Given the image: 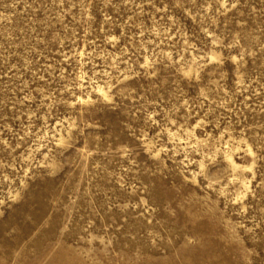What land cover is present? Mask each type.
Wrapping results in <instances>:
<instances>
[{
  "label": "rangeland",
  "instance_id": "rangeland-1",
  "mask_svg": "<svg viewBox=\"0 0 264 264\" xmlns=\"http://www.w3.org/2000/svg\"><path fill=\"white\" fill-rule=\"evenodd\" d=\"M0 264H264V0H0Z\"/></svg>",
  "mask_w": 264,
  "mask_h": 264
}]
</instances>
